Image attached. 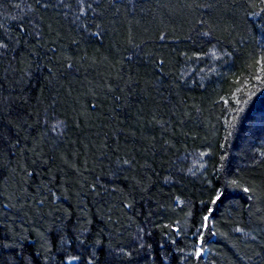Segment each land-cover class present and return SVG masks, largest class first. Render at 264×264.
Masks as SVG:
<instances>
[{"label": "trees", "instance_id": "obj_1", "mask_svg": "<svg viewBox=\"0 0 264 264\" xmlns=\"http://www.w3.org/2000/svg\"><path fill=\"white\" fill-rule=\"evenodd\" d=\"M0 137V264H264V0H0Z\"/></svg>", "mask_w": 264, "mask_h": 264}, {"label": "rangeland", "instance_id": "obj_2", "mask_svg": "<svg viewBox=\"0 0 264 264\" xmlns=\"http://www.w3.org/2000/svg\"><path fill=\"white\" fill-rule=\"evenodd\" d=\"M201 169H202V164L200 161L196 163H192V166L190 167L191 172H197V171L200 172ZM198 249L200 250V247Z\"/></svg>", "mask_w": 264, "mask_h": 264}, {"label": "snow or ice", "instance_id": "obj_3", "mask_svg": "<svg viewBox=\"0 0 264 264\" xmlns=\"http://www.w3.org/2000/svg\"><path fill=\"white\" fill-rule=\"evenodd\" d=\"M0 138H2V137H0ZM245 191H248V189H245ZM204 219H205V220H207V219H208V217H205Z\"/></svg>", "mask_w": 264, "mask_h": 264}]
</instances>
